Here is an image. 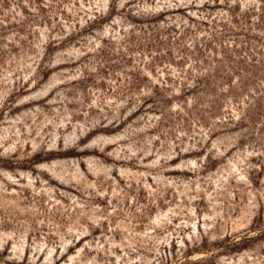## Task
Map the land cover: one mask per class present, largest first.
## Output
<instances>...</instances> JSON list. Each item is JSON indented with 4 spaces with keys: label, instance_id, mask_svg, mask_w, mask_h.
Instances as JSON below:
<instances>
[{
    "label": "rangeland",
    "instance_id": "1",
    "mask_svg": "<svg viewBox=\"0 0 264 264\" xmlns=\"http://www.w3.org/2000/svg\"><path fill=\"white\" fill-rule=\"evenodd\" d=\"M0 264H264V0H0Z\"/></svg>",
    "mask_w": 264,
    "mask_h": 264
}]
</instances>
